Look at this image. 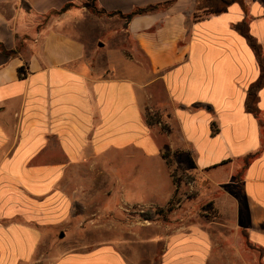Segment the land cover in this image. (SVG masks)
Returning <instances> with one entry per match:
<instances>
[{
    "label": "crops",
    "instance_id": "obj_1",
    "mask_svg": "<svg viewBox=\"0 0 264 264\" xmlns=\"http://www.w3.org/2000/svg\"><path fill=\"white\" fill-rule=\"evenodd\" d=\"M84 3L0 0V264H232L191 220L163 237L121 235L124 209H164L174 198L176 152L195 176L180 179L196 191L192 201L209 190L214 212L246 231V242L227 240V250L240 264L249 252L264 264V0H237L217 15L195 0H97L103 14ZM150 5L160 7L128 21L119 15ZM82 24L87 42L73 37ZM260 79L256 116L247 102ZM148 112L162 122L150 124ZM77 205L111 208L113 235L84 249H47L53 230L84 224ZM154 225L162 224L145 227Z\"/></svg>",
    "mask_w": 264,
    "mask_h": 264
},
{
    "label": "rangeland",
    "instance_id": "obj_2",
    "mask_svg": "<svg viewBox=\"0 0 264 264\" xmlns=\"http://www.w3.org/2000/svg\"><path fill=\"white\" fill-rule=\"evenodd\" d=\"M206 3L199 1L196 5L197 8L204 10V14H209L206 8ZM85 23V22H84ZM84 24H82V27L80 28H73V37L75 40L79 41H89L90 37L88 35H85L84 31ZM100 26V25H99ZM97 26L94 28V35L101 36L102 31L101 28ZM108 41V38L105 40ZM104 43V42H101ZM121 46L128 47L130 50L134 51L135 46L132 43L131 40L128 38L122 37L121 41L119 42ZM111 50L105 49V52H110ZM115 55L117 56L118 61L121 62L122 57L119 52H115ZM165 127V126H164ZM166 128V127H165ZM168 129V128H167ZM170 156H173V159L177 161V165H174L173 168H177L176 172V182L181 187L178 196H176L172 208L176 207L177 203L179 201H183V205L177 210V212H171L167 211V205L164 206V209L162 211L158 210L157 208H151V207H143V206H133L124 209V211L121 214V220L122 224V233L121 235L123 237H163L164 235H169L176 231V226L178 223H181L185 220H191L195 223H200L202 225V231L205 232L206 236H210L213 239V253L216 256H222L223 262H224V254L227 252L230 257L229 260L232 262V264H240V261L237 260L236 251H228L227 249L231 248L232 245H225V241L230 240V242H234L235 239H243L244 242H246V231L244 229L239 228L238 226H234L233 219H231V216H228L229 220H227L225 217H222L220 215H217L214 210L204 209V207L209 203L208 200H205V196L210 193L209 190L204 189L201 192V196L198 198L196 197L195 201H192V197H195L196 191H194L193 188L190 186L185 187L182 185L181 180L185 181H193L194 175L190 172V165L188 161L186 162L185 158L186 155H183L182 153L176 152V153H170ZM168 157V156H167ZM181 169V172L183 171L182 177L177 174L178 170ZM190 172V173H189ZM187 182V183H188ZM106 191H111L110 184L106 183L105 186ZM166 192V194H165ZM171 190L170 188L167 189V191L161 192L162 200L161 202L164 203L165 196H168L170 194ZM187 193L189 196V199L184 197V194ZM165 194V195H164ZM190 200V201H189ZM160 202V203H161ZM78 206V210L76 214L79 216L81 221L84 222L83 225H79V229L74 228L72 231L71 229L67 230L65 227H58L56 230H53L52 239L49 240L48 245H46L47 249H53L57 248L59 252L64 253L66 251L75 250V249H81V248H88L89 246L92 247L94 242L102 237H111L113 235L112 229H110L113 220V213L110 210H106L104 213H86L82 212V208L80 205ZM150 214L152 215L151 220H146L144 218V215ZM97 219L98 225L101 224L105 225V231H100L102 229H96L100 227H94L93 223H91V220ZM150 222H157L158 224L162 225H154L153 228H146L145 226L147 224H150ZM81 226V227H80ZM93 226V227H92ZM109 228H108V227ZM161 226V227H158ZM78 227V225H77ZM81 228V229H80ZM99 230V231H98ZM76 237L77 240L74 239L73 242H71L72 237ZM101 236V237H100ZM83 240V244L81 242ZM92 244H88V243ZM228 242V241H227ZM235 245H233L234 247ZM250 246V245H249ZM237 247H241L248 251L247 244H238ZM45 246L42 247L44 249ZM135 249H140L141 251H148L152 254H159L162 251V248L157 245H135ZM246 255V259L248 261V264H252L255 260V257L253 256L252 252H249ZM153 264H158V260H156V257L154 258ZM255 264V263H253Z\"/></svg>",
    "mask_w": 264,
    "mask_h": 264
},
{
    "label": "trees",
    "instance_id": "obj_3",
    "mask_svg": "<svg viewBox=\"0 0 264 264\" xmlns=\"http://www.w3.org/2000/svg\"><path fill=\"white\" fill-rule=\"evenodd\" d=\"M197 3L199 1H202V2H205L206 3V9L207 11L209 12V14H214V15H217V14H221L225 11H227L229 9V7L235 3L237 0H195ZM73 4H66L64 6V8H62L61 12H64L65 10L69 9L70 7H72ZM84 6L94 12V13H97V14H103L105 13L104 11L102 10H98L97 8V0H85V3H84ZM160 5H150L146 8H142V9H137L135 10L133 13L131 14H128V15H122L121 13H119V15L125 19V20H130L134 15H139V14H146V13H150V12H153V11H156L157 9H159ZM116 13H113V14H108L109 16H112V15H115ZM248 40H249V43L250 45L259 53L260 51V47L258 46V44L254 41V39L251 37V36H247ZM0 51H3V52H6L4 47L2 45H0ZM19 73H20V76L21 77H26L27 76V66H24L22 68L19 69ZM263 84V80L260 79L258 81V83H256L249 91V96H248V102H247V108L248 110L253 113L254 115L258 116V112L259 110L255 107V102H256V98H257V91L258 89L262 86ZM147 120L150 124H158V123H161L162 122V119H161V116L158 112H148L147 113ZM262 127L264 128V123L262 124ZM165 157H167V155H165ZM251 158V156H250ZM176 185L177 182L175 181ZM179 188V186H178ZM178 188L176 189V193H175V196L174 198L171 199V201L168 203L167 205V208L168 210L167 211H172L173 208H172V204L175 200V197L177 196V193H178ZM163 208H159L158 210L162 211ZM204 209H209V210H212L213 209V204L210 203V204H207ZM152 215L150 214H146L144 215V218L146 220H151L152 219Z\"/></svg>",
    "mask_w": 264,
    "mask_h": 264
}]
</instances>
